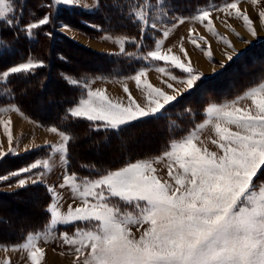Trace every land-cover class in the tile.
Instances as JSON below:
<instances>
[{
  "label": "snow or ice",
  "instance_id": "1",
  "mask_svg": "<svg viewBox=\"0 0 264 264\" xmlns=\"http://www.w3.org/2000/svg\"><path fill=\"white\" fill-rule=\"evenodd\" d=\"M239 2L225 0L219 7L199 9L190 19L203 24L209 33L232 47L215 31L211 12L216 10L242 19L246 29L255 36L253 22L238 7ZM252 2L255 4L257 0ZM81 3L82 0H52L48 7H73ZM126 7L128 19L140 26V37L139 41L135 37H116L113 42L119 45V54L142 59L172 81L183 83L184 90L193 88L201 76L192 68L183 48L181 51L187 63L171 49L162 51L161 40H156L152 49L139 55L125 52L126 43H134L137 49L144 48L148 29L162 32L167 38L169 29L161 22L168 17L166 0H129ZM13 11V0H0V24L19 28L20 18L9 15ZM153 12H158V16L154 18ZM259 15L264 22V12ZM184 20L180 17L172 27L184 23ZM52 22V13L49 12L20 30L32 37L34 30ZM59 26L64 31L71 30L68 24ZM189 37L193 45L201 47L198 40L203 37H194L192 30H189ZM102 39L113 40V37L106 33ZM6 46L7 43L0 40V47ZM205 55L210 57V50L205 51ZM227 58L232 59L231 56ZM155 62H163V66ZM42 67V60L29 57L0 72V99L12 95L8 87L11 76L32 73ZM172 69L180 70L186 77L178 80ZM148 70L140 68L128 77L146 93V106L138 104L127 87L124 88L128 94L125 105L109 99L103 89L93 90L92 81L69 79L70 84L84 89L86 96H81L78 103L68 109V114L72 118L99 122L97 130H119L144 117L158 115L177 99L181 90L173 89L177 95H169L153 87L146 78ZM167 87L172 89V83ZM244 98L251 99L255 111L235 106ZM9 111L20 113L19 107L10 103L7 107H0V116ZM205 113L207 118L202 123L196 124L179 139H173L160 156L129 162L117 170L83 178L67 171L71 136L56 126H50L47 130L60 139L57 143L45 142L43 147L48 149L47 157L0 176V181L27 173L31 175L19 179L18 186L23 187L28 182L36 184L51 170L53 157L58 154L65 166L63 183L59 187L69 188L73 201L79 200L80 204L76 207L69 204L66 212L61 211L62 198L50 187L52 202L47 208L50 220L44 230L28 233L22 243L0 247L5 251H26L30 264H41L44 250L38 246V241L47 243L56 238L58 226L73 225L71 234L65 231L58 235L64 244L75 246L77 259L84 257L83 264H264V180L256 183V178L264 172V84L250 88L244 96L230 103L210 104ZM11 123L0 118V126L4 128L9 143L7 152L0 150V159L16 154L12 147ZM210 125L218 138L212 143L222 154L197 144L199 134ZM230 126L237 130L233 131ZM25 150L31 149L26 147ZM165 159L169 162L170 180H161L155 174L154 164ZM37 169L41 171L33 172ZM114 199L120 203H114ZM121 204L134 210H122ZM132 227L137 231L143 227L139 239L133 237ZM85 250H88L87 254ZM4 264H10V261L5 260Z\"/></svg>",
  "mask_w": 264,
  "mask_h": 264
},
{
  "label": "trees",
  "instance_id": "2",
  "mask_svg": "<svg viewBox=\"0 0 264 264\" xmlns=\"http://www.w3.org/2000/svg\"><path fill=\"white\" fill-rule=\"evenodd\" d=\"M98 1L100 9L97 11L96 15H88L77 10L55 12L54 8H52V10H50L52 12V21H55L53 16L55 18H66L64 20L69 21V24L73 20H79L78 22L80 24V20H82L80 26H82L84 22L92 23V25L96 24L103 32L119 34L129 39L135 37L137 41H139L140 26L128 19L126 6L129 0ZM218 1L224 0H166V3L168 6L167 9L171 13L189 16L201 8L219 3ZM51 3L52 0H13L14 17L26 19L30 16L32 11L41 12L50 9L48 5ZM88 29L96 33L95 29ZM22 35L23 34H18L16 27H6L0 24V40L7 43L6 47H0V70L22 60H27L29 56L34 60H42L44 62V67L37 68L32 73H21L11 76L8 81V87L12 90V95L6 99H0V107H7L8 104L14 103L19 107L20 113H22L23 116L29 117L31 120L43 126H56L61 131H66L71 136L68 145L67 171L69 173H76L81 178L94 177L97 174H103L109 170L123 167L129 162L158 155L167 149L173 139H179L202 121L204 118V103L227 101L233 98L238 90L250 88V86L264 79L263 66L262 71L238 81L230 90L227 88V90L219 89L217 83L219 80L225 79L224 76L220 77L227 69L224 68L206 77L207 80L201 83V85L204 84V89L206 91L203 99H198L197 97V89H195L197 85L191 92L180 96L177 100L169 104L162 110L163 112L158 115L144 117L122 126L119 130H104L103 128L97 130L99 122H91L84 118H72L68 114V109L78 102L83 92L80 87L70 84L68 82L69 79L77 80L85 77V75L103 78L128 75L142 66V60L123 54H105L89 51L90 58L99 59L101 63L100 66L89 68L67 67V69H60L62 65H56L52 62V57L55 59V56L60 54L61 57L64 58L62 61H58L61 64H64V62L68 63L69 59L80 61V63L84 61L85 63V59L81 57L78 52L80 50L84 51L83 49L86 48L58 34L55 36L54 40V37L46 36L40 31V34L36 35L34 41L26 37L23 38ZM148 39L149 38L146 37L143 41L145 47L151 43ZM65 42H71L69 48H64V51H58L60 45L68 46V44H64ZM72 48L78 49L75 54L72 53ZM250 48L249 51L247 49L246 52L241 53V55L234 60V63L238 65L237 67H239L241 63L246 65L252 57L259 56L260 54L264 55V41H259ZM69 50L71 51L66 55L65 52ZM137 50H139L140 54L143 48L137 49L134 43H128L125 52L133 53L134 56H136L138 55ZM234 63L232 62V64ZM173 71L175 74L178 72L177 70ZM248 72L251 71H244L242 68H238V74H248ZM181 74L180 72L179 75ZM52 82L60 89L59 91H56V88L51 92L50 90L45 91L44 88L41 87L45 83L50 85ZM60 91L62 93H60V97L58 98L57 93ZM28 94H31L34 98L39 97L47 101L58 99V104H50L45 107L46 111L53 109L54 114L51 116H41L38 115L35 109L34 113L29 111L26 106V96ZM47 95H49V97H47ZM140 129H144L145 132H154L157 139L154 138L151 142H145L142 145L140 142L136 143V139H133V136H136V133ZM89 145L97 149L102 147L105 150L103 153L98 152L96 155L88 154L85 150ZM130 148L131 151L129 150ZM121 149H124V151ZM46 150V153L42 154L37 153L41 152L39 149L33 150V152L25 155L8 154L3 159H0V176L10 172L12 169H16L19 165L21 166L22 164L29 163L35 156H47L48 149ZM11 163H15L16 166H10ZM85 165L87 167H84ZM258 179H264V172L259 175ZM5 182L7 181H0V185ZM28 195L32 196L26 197ZM28 198L34 199L37 203L35 202L34 204L30 202ZM50 202V193L40 184H26L12 191H1L0 245L21 243L26 239L28 233L42 231L50 220V213L47 211ZM33 205L38 209L37 212L35 213V209L32 208L34 213L32 212V215L29 214L28 217L26 216V219H24L25 222L22 221V224L16 225L14 231L9 232L10 227L13 226L14 223L13 215ZM11 206H13L14 209L7 212V209ZM64 229L69 231L70 225L66 226Z\"/></svg>",
  "mask_w": 264,
  "mask_h": 264
},
{
  "label": "rangeland",
  "instance_id": "3",
  "mask_svg": "<svg viewBox=\"0 0 264 264\" xmlns=\"http://www.w3.org/2000/svg\"><path fill=\"white\" fill-rule=\"evenodd\" d=\"M218 2L219 3L213 4L210 6L219 7V5L224 3L225 0L224 1H218ZM84 5H87V7H85ZM210 6H207V7L201 8V9H205V8L210 7ZM238 7L241 9L242 12L248 14L249 18L252 20V22H253L252 27L256 31L255 36H253L246 29V27L243 24L242 19L236 18L235 16H227L225 13L220 12V11H216V10H213L211 12V19L213 21V26L215 28V31L219 34V36L225 37L230 42L232 47H228V45H226L223 41L219 40L217 36H214L211 33H209L203 24L199 23L198 21H194V20L190 19V17H192L193 15H195L197 13V11L194 12L193 14L189 15V16H185V15H177V14L171 13L167 9L168 17L166 18V20H163L161 22L166 24L167 28L169 29V35L167 36V38H164L162 35V32H153L151 29H148L146 37L149 38L148 40H150L151 43L147 47H144L142 52L152 49L155 46V41L161 40L162 41V51L167 50V49H171L172 53L180 56V58L182 60H184V53L181 51V48H183L187 52L188 57L191 60L192 68L194 69V71L196 73L200 74L201 78L196 82V84L193 88L188 89V90H184L185 85L183 83H179L177 81H172L171 79H169L168 76L159 73L158 71L155 70L154 67H152L150 64L146 63L145 61H143L141 59L143 64L140 68H148L149 69L147 72V76H146L148 82L150 84H152L153 87L160 88L169 95H177V93L175 91H173V89L181 90V94L177 96V99L180 96L191 92L192 89H194L198 85L197 86L198 88L197 87L195 88V89H197L196 90V92L198 94L197 97H198V99H203L205 94H206V91L204 89V84L201 85V83L204 80H207L206 77H209V76L219 72L221 69L227 68L226 71H224L220 75V77L224 76L225 79L219 80V82L217 83V86L219 89H226L227 88L228 90H230L233 87V85H235L238 81L246 79L249 75H254V74L262 71L263 66H264V55L263 54H260L259 56L257 55L255 57H252L251 60L246 65L241 63L239 65V67H237L238 66L237 63H234V60L239 55H241V53L246 52L247 49L249 51L251 49L250 47L252 45H254L255 43H257L259 41L260 42L264 41V22H262L261 17L259 15L261 12H264V0H257V2L255 4L252 2V0H240ZM99 9H100V5H99L98 0H82L81 5H79V6H73V7L57 6L56 8H54V11L55 12H66L68 10H77V11L83 12V13L88 14V15H96V13ZM50 10H52V8L46 10L48 12H46V11H41V12L32 11V13H30V16L27 17L26 19L20 18V27L19 28L16 27V28H17L18 34H23L22 35L23 38L26 37L31 41H34V38H36L37 34H40V31L43 32L45 35H46V33L51 32L52 35L49 37H54V40H55V36L58 34V35H62L64 37H66V38L70 39L71 41H73L74 43L86 48V49H83L84 51L80 50L78 52L79 55L85 59V63H84V61L82 63H80V61L78 62V61H74V60L69 59L68 63L64 62V64H61L58 61H62L64 58L61 57L60 54H57L55 56L56 60L52 57V62H54L56 65L57 64L62 65V66H60V69H64V68L67 69V67L68 68H72V67L89 68V67L100 66L101 63H100L99 59L90 58V56H89L90 54L88 53L89 51H94L96 53L97 52L98 53H105V54H119V51H120L119 45H117L113 41L115 40L116 37H125V36H121V35L115 34V33L103 32L99 28V26L96 24L92 25V23H87V22L82 23L83 24L82 26H84V27L95 29L96 33H93L88 28H83L82 26H80L82 20H80V24L78 22L79 20H77V21L73 20L69 24L68 23L69 21L64 20L66 18H64V19L62 17L61 18H55L53 16V19L55 21H53L52 23H50L48 25L42 26L39 29L34 30L32 37L26 36V34L20 30V28H22L25 24L42 18L43 15L51 12ZM9 15L11 17H14V11L12 13H10ZM157 16H158V12H153V17L155 18ZM180 17L185 18L184 23L177 24L175 27H172V24L175 23V21L177 19H179ZM61 23L70 25L71 30H68V31L62 30L59 26ZM2 25L8 27L5 24H2ZM189 30H192V35L194 37H203V40H198V43H200V45H201L200 48H197L195 45H193L190 42ZM106 33L108 35L112 36L113 40L102 39V37ZM139 34H140V31H139ZM46 36H48V35H46ZM181 38H183V39L181 40ZM59 44H61V43H59ZM64 44H68V46L67 45H60V47L58 48V51H64V48H67V47L69 48L71 42H65ZM124 47L126 49L128 47V43H126ZM71 50H73L72 53L75 54L77 52L76 50H78V49L72 48ZM71 50L65 52V54L68 55V52H70ZM208 50H210V52H211L210 57L205 55V51H208ZM137 53L139 55V50H137ZM193 55H198L195 57L197 59L196 62L199 64L202 63L205 66L210 67V69H209L210 71H208L207 69H202L201 67H197V65L195 66V63L193 62V59H192ZM228 56H231L232 59L229 60L227 58ZM29 57H31V56H29ZM67 58H68V56H67ZM24 61H26V60H22L20 62H24ZM20 62H18V63H20ZM184 62L187 63L188 61L184 60ZM232 62L234 64H232ZM18 63H16V64H18ZM155 63L158 64L159 66H163V62H155ZM10 66H13V65L6 66L5 68L1 69L0 72L6 70ZM238 68H242L244 71L249 70L251 72H248V74H245V73L244 74H241V73L238 74ZM173 70H177L178 71L177 74H175ZM136 71H134L128 75H120L117 77L113 76V78H103L102 77L103 79H97V77H95V76H86L85 75V77H82L81 79L85 80V81H92L91 88L93 90L103 89V90H105V93L109 97V99H111L113 101L121 102L125 105H127V103H128V94L124 92V88L127 87L128 91L131 93L132 97L136 100V102L138 104H140L141 106H146V104H147L146 93L142 89L137 88L134 80L128 78V77H131L132 75H134ZM171 72L173 75H175L178 78V80L184 79L186 77V74L182 73L178 69H172ZM180 72L182 73L181 75H179ZM54 73H55V71H54ZM52 74H53V70H52ZM81 79H77V80H81ZM168 83H172V85H173L172 89H169L167 87ZM261 84H264V79L262 81L256 83V84L250 86V88L257 87ZM41 87H43L45 91L50 90V92L55 88H56V91L60 90V89H58L56 84L53 82L50 83V85L49 84L47 85V83H45ZM250 88H247V89L244 88L243 90H238L236 92V95L227 101H222V102L214 101L213 103L212 102L204 103L203 104L204 118L202 119V121L200 123H202L207 118L206 113H205V109L210 104L223 105L226 103H230L231 101L236 100L237 97L244 96V94ZM80 89L83 90L82 96H86L85 90L82 89L81 87H80ZM60 93H62V92L60 91L59 93H57L58 98L60 97ZM47 97H49V95H47ZM26 99H27V101H26L27 105L26 106L28 107V110L31 111L32 113H34V111L36 110L38 115H41V116L53 115L54 110L50 109V111H46L45 107L47 105H50V104H53V105L58 104V102H59L58 99H56V100L52 99L50 101H47L45 99H40L39 97L34 98L31 94H28L26 96ZM235 106L242 108V109H248L251 111H255V108L252 105L250 98H244V99L239 100V102ZM3 107H6V106H3ZM162 112L163 111H161V113ZM21 114L22 113H16V112L9 111V112L3 113V115L0 116V118H2L4 120H10L12 122L11 123V132H12V136H13L12 147L15 148V150H16L15 155L29 154L30 152H33V150H36V149L41 150V152H37V153H40V154L46 153L47 148L43 147L45 142H48L50 144L59 142V139H60L59 136L57 134L51 133L47 130L49 128V126H43V125L39 124L38 122L31 120V118L25 117V116H23V114L22 115ZM230 127L232 128L233 131L237 130V129H235L234 126H230ZM199 136H200V139L197 141V144L199 147L207 148L209 151L216 152L218 155L222 154L220 149L218 148V146L216 144L212 143L213 140H216L218 138L216 137L214 131L212 130L211 125L209 127H207L206 129H204L199 134ZM154 138L157 139L156 134L154 132L153 133H151L150 131L145 132L144 129L138 130V132L136 133V136H133V139H136V143L140 142L141 145L145 142H151ZM33 146H41V147H33ZM26 147L30 148L31 150L26 151L25 150ZM8 148H9L8 137H7V135H5L4 128L2 126H0V150L7 152ZM104 150L105 149H103L102 147H99L97 149V148L89 145V146H87L85 151H86V153L88 152V154H92V155L95 154L96 155L98 152L103 153ZM121 150L124 151V149H121ZM129 150L131 151V148ZM166 150H164V151H166ZM163 152L159 153L156 156L147 158V159H151V158H155L157 156H160ZM10 155H13V154H10ZM46 157L47 156H45V157L44 156H42V157L35 156L32 159V161H30L29 163L22 164L21 166L19 165L20 167L18 166L16 169H14V170L12 169L10 172H8L4 175H8L9 173L16 171L17 169H19L21 167H26L29 164L35 162L36 160L43 159ZM136 161L137 160H135L133 162H136ZM168 164H169V162L166 159L160 161L159 163L154 164V167L156 168L155 174L161 180H170V177L168 176ZM13 165H14V167L16 166L15 163L14 164L11 163L10 166H13ZM115 170H117V169H115ZM37 171H41V169L33 170V172H37ZM64 171H65V166L61 164L60 159H59V155L57 154L53 157L51 170L48 171L41 178L40 182H38L34 185H38V184L43 185L48 190V192H49V188L53 187L55 189V191L59 194V196L62 198L60 201L61 211L66 212L69 204H71L73 207H76L80 204V201L79 200L73 201L72 192L69 188H67V187L60 188L59 187V185L61 183H63ZM4 175H2V176H4ZM29 175H31V174L26 173V174H22L20 177H11V179L7 180V182L2 183L0 185V192L1 191L2 192L12 191L13 189L20 187V186H18V183H17L18 180L19 179H27ZM34 178H35V176L33 175V179ZM258 178H259V176L256 178L257 184L261 181ZM262 180H264V179H262ZM26 184L27 185L28 184L33 185V183H31V182H28ZM50 195H51V202H52V194L50 193ZM31 196L32 195H28L26 197H31ZM28 199L30 202L35 204L36 201L34 199H32V198H28ZM28 199H26V200H28ZM36 199H38V198H36ZM113 202L114 203H120L119 201H117L115 199ZM32 208L35 209V213H36L38 209L36 208L35 205H33L32 207L29 206L25 210H23L21 212H17L13 215L14 223H13V226L10 227L9 232L14 231V228L16 229V225H18L20 223L22 224L23 223L22 221H24V219H26V216L28 217L29 214L32 215L34 213V211H32L33 210ZM13 209H14V207L11 206L7 209V212H9ZM121 209L126 210V211H133L134 210L131 206H124L123 204H121ZM77 226H84V225H77ZM65 227L66 226H63V225L57 227V236L55 239H50L47 243H45L43 240L38 241V246L44 250V257L41 261L42 264H83L84 257H80L79 259H77V255L75 253V246L64 244L58 235V233H60V232L66 231L69 234H71L74 231L73 225H70L69 231L64 229ZM143 227H147V225H144ZM143 227L140 229V231H137L136 227H132L131 231H132V235L134 238L139 239V237L141 236V234L143 232ZM87 251L88 250H85V254H87ZM5 260H9L10 264H30V262L27 259V252L26 251H23V250L15 251V252L14 251H5L3 247H0V264H4Z\"/></svg>",
  "mask_w": 264,
  "mask_h": 264
},
{
  "label": "crops",
  "instance_id": "4",
  "mask_svg": "<svg viewBox=\"0 0 264 264\" xmlns=\"http://www.w3.org/2000/svg\"><path fill=\"white\" fill-rule=\"evenodd\" d=\"M196 56H198V55H193V58H192V59H193V62L195 63V66L197 65V67H201L202 69H207L208 71H210V70H209L210 67L205 66V65L202 64V63L199 64V63L196 62V60H197V59L195 58ZM206 72H207V71H206ZM41 264H42V263H41Z\"/></svg>",
  "mask_w": 264,
  "mask_h": 264
},
{
  "label": "bare ground",
  "instance_id": "5",
  "mask_svg": "<svg viewBox=\"0 0 264 264\" xmlns=\"http://www.w3.org/2000/svg\"><path fill=\"white\" fill-rule=\"evenodd\" d=\"M212 48V47H211ZM216 49V48H215ZM217 50V49H216Z\"/></svg>",
  "mask_w": 264,
  "mask_h": 264
}]
</instances>
